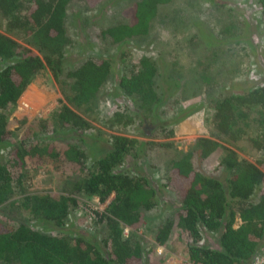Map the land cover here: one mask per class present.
Masks as SVG:
<instances>
[{
  "label": "trees",
  "instance_id": "16d2710c",
  "mask_svg": "<svg viewBox=\"0 0 264 264\" xmlns=\"http://www.w3.org/2000/svg\"><path fill=\"white\" fill-rule=\"evenodd\" d=\"M70 0H0V14L9 29H19L41 56L22 48L0 33V146L11 143L8 113L33 77L46 66L60 84L62 99L51 112L54 128L46 141L29 145L17 142L0 158V198L22 195V203L41 222L60 228L77 201V195L103 202L109 196L100 221L105 228L98 238L50 234L35 229L24 218L15 226L0 222V261L16 264H154L146 243L136 233L143 214L157 204L155 189L145 175L123 167L127 157L137 155L139 141L124 135L108 136L106 151L87 163L86 131L89 123L74 108L87 105L108 78L112 58L88 54L64 69V49L69 42L64 28ZM88 6L100 0H80ZM172 0H135L123 15L125 23L100 31L112 42L145 35L159 5ZM264 16V0H255ZM125 64V52L119 53ZM157 67L147 56L131 60L128 73L119 77L117 89L133 103L144 119L160 103L156 91ZM210 108L209 137H199L181 156L170 159L163 185L176 196L179 207L171 219L160 222L153 240L164 245L178 228L186 239L187 259L206 264H250L264 241V158L258 163L239 159L233 147L246 144L264 153V82L239 92H229L207 103ZM113 121L126 124L130 113L115 112ZM227 146L220 145V142ZM13 145V143H11ZM217 147L222 149L218 166L222 179L202 172L197 163ZM47 155L69 167L63 193L25 194L31 161ZM127 233H123L124 228ZM216 236L217 247L201 245L203 232ZM147 252V253H146Z\"/></svg>",
  "mask_w": 264,
  "mask_h": 264
},
{
  "label": "rangeland",
  "instance_id": "374dc122",
  "mask_svg": "<svg viewBox=\"0 0 264 264\" xmlns=\"http://www.w3.org/2000/svg\"><path fill=\"white\" fill-rule=\"evenodd\" d=\"M133 1L100 0L88 6L83 1L70 0L64 17L69 42L62 67H73L92 53L112 58L111 73L94 97L87 105L74 108L91 127L86 131L84 162L88 164L106 151L111 134L139 141L137 155L127 157L123 167L147 177L155 189L157 204L144 212L136 233L146 243L148 257L154 264H187L186 239L178 228L169 232L164 245L153 240L156 226L171 219L179 207L173 191L163 185L166 168L170 159L187 152L197 138L209 137L210 99L264 82V16L255 0H172L159 5L145 35L123 42L101 36L102 29L127 22L123 10ZM0 33L41 56L21 30L6 26L1 14ZM121 51L127 56L125 64L118 59ZM141 56L149 57L157 67L156 91L160 96V103L147 120L135 114L137 110L131 100L116 87L119 77L128 73L130 61ZM62 98L60 84L44 66L8 113V118L14 119L9 138L13 145L9 142L1 145L0 158L5 159L19 141L25 145L33 140L46 141L55 126L51 112ZM115 112L130 113L133 119L117 124L112 116ZM220 145L227 143L222 141ZM233 149L239 159L258 163L264 158V153L253 151L244 143ZM221 154L222 149L217 147L197 163L198 168L222 179L225 171L217 164ZM30 164L25 194L67 195L64 188L66 178L71 176L69 167L47 155ZM111 196L100 202L93 196L77 195V202L69 208L60 228L33 216L22 203V195L0 198V222L15 226L18 218H24L35 229L50 234L98 238L105 231L100 214ZM86 205L94 216H88ZM200 244L217 247L215 234L204 231ZM0 264L16 263L0 261Z\"/></svg>",
  "mask_w": 264,
  "mask_h": 264
},
{
  "label": "built area",
  "instance_id": "2783aa9c",
  "mask_svg": "<svg viewBox=\"0 0 264 264\" xmlns=\"http://www.w3.org/2000/svg\"><path fill=\"white\" fill-rule=\"evenodd\" d=\"M86 212L88 214L89 217L94 216L93 211H91L88 205H86ZM128 228H124L123 231H126ZM187 264H206L203 262H192V261H188ZM250 264H264V241L263 243L260 245V247L256 250V252L254 253Z\"/></svg>",
  "mask_w": 264,
  "mask_h": 264
}]
</instances>
